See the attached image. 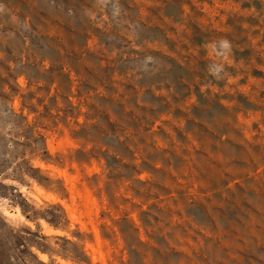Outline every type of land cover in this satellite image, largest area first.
Segmentation results:
<instances>
[{"label": "rangeland", "instance_id": "obj_1", "mask_svg": "<svg viewBox=\"0 0 264 264\" xmlns=\"http://www.w3.org/2000/svg\"><path fill=\"white\" fill-rule=\"evenodd\" d=\"M3 2L31 20L0 29V103L24 137L0 145V187L28 221L0 228V264H264V0H120L140 48Z\"/></svg>", "mask_w": 264, "mask_h": 264}, {"label": "clouds", "instance_id": "obj_2", "mask_svg": "<svg viewBox=\"0 0 264 264\" xmlns=\"http://www.w3.org/2000/svg\"><path fill=\"white\" fill-rule=\"evenodd\" d=\"M145 5H152L153 0H142ZM33 7L40 11L46 12L51 15H59L66 14L67 17H71L73 20L87 19L91 24L95 27L100 28L102 31L108 32V40L112 43H119L125 36L127 37V41H131V44L128 45L130 48H140L143 45L137 44V34L136 29L133 23L125 19L122 16V10L126 13L127 10L123 9V5L120 3V0H91V3L88 5L79 4L78 0H72L71 4H69L68 0H32ZM9 13L8 21H0V29L5 27V23L11 22L16 25L17 29L24 28L29 29V21L31 20V16H25L23 24L20 23L19 17L15 13H11L10 10L6 7L3 0H0V16H3L5 13ZM127 25V28L124 25ZM16 33L14 31H9L7 33V39H14ZM155 39V38H153ZM219 48L222 50H226L230 48L229 42L227 39H222L219 41ZM213 49L217 47V44L212 45ZM223 52L217 53V58L223 55ZM3 52H0V60H4ZM142 72H159L160 68L151 67V65H156L160 63L161 65H166L165 72L167 69L171 68V65L166 64V62L159 61V58L154 57L151 54H145L142 58ZM19 64H11L10 71L14 74L16 73ZM220 71V68H216L212 75H216ZM162 75L164 73H161ZM131 75V73H129ZM172 74L167 72V78L170 80ZM20 81H23V74H19ZM141 75H137L136 79L139 80ZM217 79H220L219 76H216ZM11 83L15 84L16 81H11ZM3 91L8 92L9 89L7 85H5ZM34 103V101H33ZM20 117L18 115V110L16 109L15 104L9 100L4 103H0V145L6 143L8 149H13V141L14 140H23V136H17L16 133L21 129L17 127L20 123ZM8 172H11V168L8 169ZM14 181H5V183H13ZM4 189L0 187V200L3 201L5 205L9 206V211L4 212L0 210V228H12L18 229L23 224H28V221L25 220L22 216L18 217L16 210L11 208L8 200L3 199L2 193ZM9 197L19 199L18 197H14V194L9 192ZM198 209L192 207L190 209V214L192 216H196ZM264 258V257H262Z\"/></svg>", "mask_w": 264, "mask_h": 264}, {"label": "bare ground", "instance_id": "obj_3", "mask_svg": "<svg viewBox=\"0 0 264 264\" xmlns=\"http://www.w3.org/2000/svg\"><path fill=\"white\" fill-rule=\"evenodd\" d=\"M54 149V148H53ZM52 149V150H53ZM43 166V165H42ZM64 173V172H63ZM62 173V174H63ZM64 175V174H63ZM34 185V184H33ZM71 186H72V182H71ZM69 189V188H68ZM35 190H36V193L35 194H38V195H40V196H43V197H48V196H50V195H48V194H46L45 193V191L43 190V189H41V188H35ZM70 190V189H69ZM86 191V190H85ZM87 193V192H86ZM79 194H81V193H79ZM87 194H89V191H88V193ZM74 196V195H73ZM84 196H85V194H84ZM72 198V197H71ZM74 198V197H73ZM88 198H89V196H88ZM87 198V199H88ZM89 200V199H88ZM73 201H74V199H73ZM72 202V201H71ZM75 203V202H74ZM64 204V203H63ZM72 204V203H71ZM86 205H87V203H86ZM96 205V204H95ZM84 206V205H83ZM93 206V205H92ZM65 207H66V210H67V214H68V216H69V218L70 219H75V218H77L75 215V213L73 212V209H71V208H69V206L67 207L66 205H65ZM96 207V206H95ZM76 209V208H75ZM95 210H97V208L95 209ZM87 212V211H86ZM19 213V212H18ZM80 213V212H79ZM84 213V212H83ZM86 214V213H85ZM20 215V214H19ZM22 216V215H21ZM80 217V216H79ZM83 224V226H84V222H82ZM81 225V226H82ZM82 226V227H83ZM42 227H43V230H44V232L45 233H48V234H63V230H60V228L58 229V228H54V227H52V226H49L48 224H46V223H44V222H42ZM85 228V227H84ZM83 228V229H84ZM67 232V231H66ZM65 233V232H64ZM68 236H70L69 234H68ZM87 246V245H86ZM93 251V250H92ZM108 252V251H107ZM38 255H39V257L41 258V259H43V260H45V258H46V254H44V253H38ZM61 262L63 263L64 261H62L61 260ZM64 264H71V263H69V262H64Z\"/></svg>", "mask_w": 264, "mask_h": 264}]
</instances>
